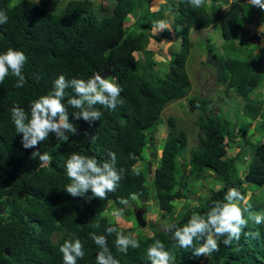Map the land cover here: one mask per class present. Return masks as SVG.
Here are the masks:
<instances>
[{"label": "trees", "instance_id": "trees-1", "mask_svg": "<svg viewBox=\"0 0 264 264\" xmlns=\"http://www.w3.org/2000/svg\"><path fill=\"white\" fill-rule=\"evenodd\" d=\"M108 1L97 5L93 0H68L61 10L52 11L32 0H0V10L9 17L7 24L0 25V53L11 47L28 57L22 88L14 86L17 78L11 74L0 84V204L5 206L0 214V264H63L59 246L69 234L84 244L85 256L77 264H96L100 249L91 239L93 233L107 236L108 247L120 264H150L147 249L153 236L172 253L174 264H264V225L249 222L239 242L234 241L231 246L223 245L224 238L220 237L219 250L208 257H195L191 249L180 248L172 232L156 229L152 234L133 232L135 227L143 228L144 221L135 218V209L147 207L152 193L157 198L158 216L177 226H183L194 213L206 214L213 201L223 200L229 187L238 188L246 197L251 189L252 210L264 212V139L251 143L250 136L246 138L242 131L239 135L234 133L232 126H237V121L230 111L236 114L235 106L225 101L226 96H234L244 103L245 114L261 119L253 122V136L264 130V95L260 93L264 84V19L259 33L262 51L254 53V46L242 41L250 9L248 0H238L236 4H230V0H206L214 2V9L206 6L193 9L188 0H177L172 7L173 21L180 27L181 32L177 26L176 30L181 41L158 77L154 51L148 48L149 31L158 21L150 9L151 0H110L114 4ZM223 1L228 4L226 9L221 8ZM102 9L107 13L103 15ZM128 15L134 20L125 26L123 22L130 19ZM209 26L220 29L226 70L222 74L225 83L220 90L223 98L218 101L219 111L206 116L205 110L214 99L198 97L192 91L187 61L192 46L190 31ZM206 48L211 51L214 46ZM106 66L110 69L109 79L123 89L119 96L122 105L113 111L100 108L103 115L91 125L83 119H73L75 109L69 108V119L76 125L77 134H69L67 142L49 134L38 148L53 157L52 164L39 167L38 158L31 155L36 149H25L21 144L11 108L19 105L30 114L32 101L46 94L60 74L68 79H87ZM180 98H186L189 106L199 105L204 114L200 120L204 138L198 139L197 149H189L187 175L178 160L186 147L181 122L168 118V134L159 160L154 143L165 107ZM93 136L96 139H91ZM238 136L241 138L235 141ZM232 149L235 151L229 152ZM145 150L150 157L140 164ZM73 151L100 161L107 160L110 151L116 153L117 168L123 167L125 172L117 191L109 193L107 200H88L90 190L75 198L63 190L70 183L65 162ZM129 153L135 158L131 159ZM246 156L250 157L248 162ZM150 158L157 161L153 179L149 172ZM240 163H244L243 176L236 168ZM137 170L139 176L135 175ZM186 178H200L204 192L199 197L184 194L181 186ZM210 181L220 185L205 187ZM132 193L139 198L131 200ZM191 195L200 202L195 206L187 203L176 214L180 199ZM119 197L129 198V204H120ZM120 209L122 218L134 223L128 232L108 216ZM93 224L100 227L93 228ZM107 226L125 234L133 233L140 247L129 248L127 254L118 252L114 243L116 234L107 235L104 231ZM60 232L59 239L53 242L52 237Z\"/></svg>", "mask_w": 264, "mask_h": 264}, {"label": "clouds", "instance_id": "clouds-1", "mask_svg": "<svg viewBox=\"0 0 264 264\" xmlns=\"http://www.w3.org/2000/svg\"><path fill=\"white\" fill-rule=\"evenodd\" d=\"M228 2L236 4L238 0ZM205 3L206 0H188L189 6L193 9L203 8ZM249 4L264 10V0H248ZM8 19L7 12L0 10V25L7 24ZM164 30H171V25L165 20L158 19L152 25V37ZM255 36H253L254 40ZM27 60L28 57L23 51L11 47L0 53V84H3L5 78L11 74L17 78L14 86L22 88L26 82L23 68ZM68 89L72 90L71 93L67 91ZM122 91L118 82L102 75L99 71L87 79L78 77L68 79L64 74H60L46 94L32 101L30 114L23 107L14 105L11 108V119L16 133L21 134L22 146L25 149H36L31 154L32 158H38L39 167H49L53 157L48 152H41L38 146L48 140L49 134H54L57 140L63 142L68 141L69 134H77L76 125L69 119V108L75 109L72 111L73 119H83L91 125L99 121L103 115L100 108L113 111L118 105H122L123 101L119 99ZM91 139L94 140L96 137L93 136ZM107 155V160L100 161L95 156L73 151L65 162L70 183L63 190L74 198L85 196L90 190L91 196L87 197L88 200L92 198L107 200L109 193L117 191L125 172L123 167L117 168L115 152L110 151ZM129 157L135 158L132 153H129ZM139 174L137 170L135 175L139 176ZM130 198L137 200L139 195L132 193ZM118 200L122 205L129 204V198L119 197ZM122 211L123 209L117 210L113 215L119 218ZM249 222L254 225H264V212L252 210L249 197L242 194L238 188L229 187L223 200L213 201L206 214H192L183 226L168 223L165 230L172 232L173 239L180 248L191 249L195 257H208L219 250L220 237L224 238L225 246H231L234 241L238 243ZM92 227L99 228L100 225L93 224ZM104 231L107 235L116 234L114 243L118 252L127 254L129 248L140 247V242L131 232L128 234L118 232L113 226H107ZM246 235L258 236L259 233H246ZM91 239L100 249L96 255V264H120L108 247L106 235L93 233ZM197 241L199 243H196ZM83 249V242L74 234H69L59 246L63 264H77L78 259H83L85 256ZM147 256L150 264H174L172 253L166 250L165 244L154 236L153 243L147 249Z\"/></svg>", "mask_w": 264, "mask_h": 264}, {"label": "rangeland", "instance_id": "rangeland-1", "mask_svg": "<svg viewBox=\"0 0 264 264\" xmlns=\"http://www.w3.org/2000/svg\"><path fill=\"white\" fill-rule=\"evenodd\" d=\"M36 2V0H34ZM68 0H38L36 2L38 5L51 9L52 11L61 10L62 7L67 3ZM95 4H105L108 0H93ZM222 1V0H221ZM108 2H111L110 0ZM177 0H151L150 2V9L155 13V16L159 20H165L171 25V30H164L160 31L158 34L154 35L152 37V27L149 31V44L148 48L154 51V61L156 63V69L155 73L159 77L160 72L163 71V69L166 68L168 61L172 58V56L175 54V52L179 49V43L181 41L180 36L181 34L177 35L176 26L173 21V4H175ZM224 2V1H223ZM205 6L207 8L214 9L216 6L214 2L207 1ZM226 4L223 3L222 9L226 8ZM249 11H247V20L244 23V33L242 36V41L246 45L248 43L252 44L255 48L254 53H259L262 51V42L251 40V38L254 35H258L261 30V26L263 24V18L264 14L263 11L260 8L256 6H251L249 4ZM210 10V9H209ZM130 19H128L126 22L124 21V25L127 26L133 22V16L128 15ZM102 17V14H101ZM179 30V29H178ZM190 40H191V49L188 56V63H187V70H188V77L191 81V89L192 91L198 96V97H205V98H213L214 103L211 104L207 110H206V116L208 114L215 113L217 110L218 101H222L223 93L220 92V90H223V84L216 80V70L213 68L209 63L206 62V56L208 52H213L216 54V60L218 64L223 66V71L226 70V62H225V56L224 52L222 51V45L224 43L223 37L221 35L220 29L218 26L216 27H206L201 28L198 30H191L190 31ZM213 45L214 49L209 50L206 48V46ZM140 57H143L142 53L139 54ZM264 63V62H263ZM264 65V64H263ZM226 77V74H224ZM262 89H260V93L264 95V84L262 85ZM253 94V93H251ZM225 101L233 106H235L236 114H234V111L231 109V115H234V120L237 121V126H232L234 133H239L241 130L245 132V135L250 136V142L255 143V136H251L253 133V121L257 120L260 121L259 117L253 118L250 115L245 114L244 103L234 96H226ZM220 106V105H219ZM191 111V112H190ZM194 111V108L192 109V106H189V103L186 98H180L179 100H176L175 102L168 104L165 107V110L162 113L161 120H160V126L158 129V132L156 136H154V143L155 147L158 150L157 151V160L160 159V153L162 150V145L165 140V137L168 134V118L172 117L177 122H181V126L183 129V124L187 122V116L192 117V113ZM190 113V115H189ZM249 116L251 118H249ZM188 117V118H189ZM186 119V121H185ZM191 122V121H190ZM256 122V121H255ZM186 127L184 128L186 132L190 127H188V123L185 124ZM191 125V124H190ZM195 127V126H194ZM184 132V131H183ZM202 133V130H192V133L188 135L186 138V147L183 154H181V157L178 159L179 162L186 168V172L184 175H187V169L189 166L188 161V152L190 148L197 149L198 146V138H200ZM189 134V133H187ZM256 135V134H255ZM264 137V133H263ZM149 144V143H147ZM148 150L144 151V157L143 159L139 158V163L143 164L147 161V158L150 157V155L147 152ZM231 153H233L235 150H230ZM249 160V159H248ZM248 160H246L248 162ZM245 161V162H246ZM156 160L154 158H150L149 160V167H151V178L153 179V169H155L156 166ZM240 176L244 175V163H240V165L236 166ZM190 181V183H188ZM193 181V182H192ZM215 183V184H214ZM220 185L218 182L210 181L205 183V187H211L217 188L218 185ZM182 190L184 191L185 195H188V193L195 194V198L199 197L203 192L202 185L200 184V178L198 180L195 179H188L186 178L183 180ZM247 195L249 197V201L252 199L253 191L249 189L247 191ZM192 197V198H191ZM193 195L189 196L187 199L182 198L179 201V204L176 208V214L180 212L184 206L191 204V206L197 205L200 201L195 199ZM157 198L155 194L152 193L151 198L149 200V204L147 207L143 208H136V212L139 216L145 215L144 221L142 222L143 228H137L135 227V233H146V234H152V231L154 229L165 230V226L167 224L166 219L160 218L158 216V209H157ZM193 204V205H192ZM149 206V208H148ZM0 207H3V205L0 204ZM5 207V206H4ZM113 211L109 212L108 216L110 219L114 220L116 223L120 225V227H124L127 229V232L130 231V228L133 226V221L131 219H123L120 215L119 218L113 215ZM134 217V216H133ZM135 220V219H134ZM136 222V221H135ZM134 228V227H133ZM61 236V232L58 235H54L52 237L53 242H56L59 237Z\"/></svg>", "mask_w": 264, "mask_h": 264}, {"label": "bare ground", "instance_id": "bare-ground-1", "mask_svg": "<svg viewBox=\"0 0 264 264\" xmlns=\"http://www.w3.org/2000/svg\"><path fill=\"white\" fill-rule=\"evenodd\" d=\"M32 1H34V0H32ZM15 2H17V0H15ZM35 2V1H34ZM110 3V2H109ZM108 3V4H109ZM225 4H226V2H224ZM37 4V3H36ZM111 4H114V2L112 1L111 2ZM226 6L228 7V4H226ZM45 7V6H44ZM111 7H113V6H111ZM226 7V8H227ZM222 8V7H221ZM225 8V9H226ZM103 10V11H102ZM101 11H102V13H103V15L104 14H106L107 13V11L105 10V9H102ZM101 11H100V15H101ZM110 11V10H109ZM112 11V10H111ZM221 12V11H220ZM107 17V16H106ZM109 17V16H108ZM175 24V26H177L178 27V31H180L181 32V30H180V27L176 24V23H174ZM180 32H179V34H180ZM178 34V35H179ZM180 36V35H179ZM256 36H258V35H256ZM260 37V36H259ZM260 39H261V37H260ZM256 40V39H255ZM257 41V40H256ZM260 41V40H259ZM180 44V43H179ZM212 56H213V54H212ZM214 57V56H213ZM215 58V57H214ZM216 59V58H215ZM217 61V60H216ZM218 63V62H217ZM213 68H215L212 64H210ZM220 65V64H219ZM221 66V65H220ZM221 68H222V74H223V67L221 66ZM215 70H216V68H215ZM216 74H217V70H216ZM216 74H215V76H216ZM221 74V76H222V80H223V82H224V79H223V75ZM108 78H109V76H108ZM225 83V82H224ZM175 102V101H174ZM194 108V111H193V113H192V117H189V116H187V122H185L184 124H183V129H182V131H184L183 132V134L186 136V137H188V135H190L191 133H192V130L194 129V130H202V133H201V136H200V138H204V134H205V130H204V128L201 126V124H200V120H201V118L203 117V112H202V109L201 108H199V105L197 106V104H195L194 106H192V109ZM217 110H216V113H218V111H219V108H218V105H217ZM199 109H201V111H199ZM191 112V111H190ZM205 113H206V110H205ZM189 115H190V113H189ZM189 117V118H188ZM260 119V118H259ZM185 121H186V119H185ZM191 121V122H190ZM254 121H256V120H254ZM253 121V122H254ZM260 121H261V119H260ZM252 122V123H253ZM257 122V121H256ZM255 122V123H256ZM186 123H188V127H190V129H188V131L186 132V130L184 129L185 127H186ZM254 123V124H255ZM182 124V123H181ZM191 124V125H190ZM197 126H196V125ZM253 124V125H254ZM195 126V127H194ZM181 128H182V126H181ZM242 131V130H241ZM243 132V131H242ZM187 133H189V134H187ZM263 133H264V130H260L259 132H257V134L256 135H254L255 136V138H256V140H255V142H259V141H261V140H263L264 139V137H263ZM243 134H244V136L247 138L248 137V135H245V132H243ZM238 135H239V133H238ZM251 136H253L252 134H251ZM253 136V137H254ZM239 138H241V137H236V139H235V141H237ZM199 139V138H198ZM229 152H231V151H229ZM246 160H248V159H250V157L249 156H246V158H245ZM151 170V168L149 167V172H150V174H151V172L152 171H150ZM148 204H149V202H148ZM138 209V208H137ZM4 212V210L2 211V213ZM135 218L136 219H144L142 216H139L138 214H137V212H136V209H135ZM134 218V219H135ZM7 250H8V253L7 254H9V249L7 248Z\"/></svg>", "mask_w": 264, "mask_h": 264}, {"label": "water", "instance_id": "water-1", "mask_svg": "<svg viewBox=\"0 0 264 264\" xmlns=\"http://www.w3.org/2000/svg\"><path fill=\"white\" fill-rule=\"evenodd\" d=\"M255 39L257 41L260 40V37L259 36H255ZM206 62L209 63V64H212L216 70H217V74H216V80H218L219 82H221L222 84L224 83L223 80H222V68L221 66L217 63L216 59L212 56L211 52H208L207 53V56H206ZM109 67L106 66L104 67V69L102 70L101 74L102 75H105V76H110V72H109ZM4 210V208H0V214L2 213V211ZM5 251L8 253V250L5 249Z\"/></svg>", "mask_w": 264, "mask_h": 264}]
</instances>
